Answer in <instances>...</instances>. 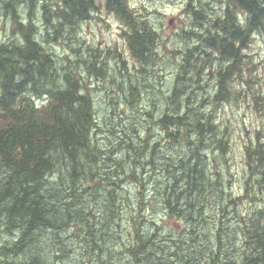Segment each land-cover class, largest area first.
<instances>
[{"label": "trees", "instance_id": "trees-1", "mask_svg": "<svg viewBox=\"0 0 264 264\" xmlns=\"http://www.w3.org/2000/svg\"><path fill=\"white\" fill-rule=\"evenodd\" d=\"M212 1L210 8L206 0L186 2L194 29L183 30L182 37L194 44L172 51L180 57L177 74L168 108L155 121L162 144L151 147L150 135H139L134 124L104 147L88 79L113 77L117 68L106 49L77 36L101 11L100 0H0L12 30L0 42V235L7 239L0 241V264H50L43 254L49 234L58 244L57 257L78 253L76 264H264V135L258 131L244 145V193L234 197L218 159L230 150V135L217 118L221 105L238 100L232 98L239 92L235 82L247 84L243 73L251 61L245 64V51L256 34L264 36V0ZM104 5L121 22L134 67L139 63L146 76L160 57L158 30L129 0ZM58 37L69 41L76 59L59 58L44 44ZM112 55L127 67L120 50ZM141 88L129 82L131 105ZM199 90L200 101L194 98ZM175 146L180 153L161 156L162 147ZM118 149L126 155L116 158ZM157 155L165 181L152 198L170 218L185 221L177 237L162 236L153 221L152 231L143 228ZM126 181L138 191L130 238L124 239ZM247 199L258 207L240 212ZM213 206L215 220L207 213ZM75 239L76 247L67 246Z\"/></svg>", "mask_w": 264, "mask_h": 264}, {"label": "rangeland", "instance_id": "rangeland-1", "mask_svg": "<svg viewBox=\"0 0 264 264\" xmlns=\"http://www.w3.org/2000/svg\"><path fill=\"white\" fill-rule=\"evenodd\" d=\"M129 1L134 9L148 16L150 23L158 30L161 38V42L157 46L160 57L153 67H149V74H145L146 76H143L144 74L139 71V63H136L134 67L136 61L129 54L126 39L121 35L123 32L122 24L115 17L107 14L104 0H100L102 3L101 11L93 19L84 22L77 32L79 39L84 40L89 45H96L99 48L106 49L109 53L106 56L108 61L114 68H117L115 73L111 72L114 74L113 77L88 79L97 110V118L102 128L100 133L98 132V136L103 137V139L99 141L101 146L107 147L116 142L112 137L115 135L122 136L125 127L129 126L132 129L134 124H136L140 132L139 135H150L149 143L151 147L158 142L160 146L163 142V139H161L163 134L161 132L162 129L155 121L168 108L169 101L167 97L173 89L177 74L176 63L180 59L179 55H174L172 51L183 50L186 46L194 44L192 38L182 37L183 30H189L190 27L194 29L192 26L193 19L184 12L188 0ZM206 1L208 3L206 4L207 8L215 5L212 0ZM218 7L219 3L217 2ZM9 19L10 14L0 13V42L7 40L12 35ZM40 27L42 28V26ZM198 27L196 26L195 28L198 29ZM39 38L41 41H45L41 35ZM44 44L50 45L59 58L62 57L63 59L70 55H73V59L77 58V55H74L67 45L69 41L66 40L65 43L62 37H58L57 40L49 38ZM118 50L123 53L122 57L125 59L127 67H123L121 62H117L115 55H112L114 51ZM245 54V64L251 61V69L248 71L247 67L243 73L244 77L248 79L247 84L236 81L234 89L239 92L233 94L232 98L239 97L238 100L226 102L217 111V118L223 126L228 127L230 135V150L225 155H220L218 159L225 168L227 192H231L234 197L244 193L246 176L244 145L248 143L249 138L253 137L256 132L259 131L260 134L264 135V36L262 34H256L253 43L245 51ZM128 71L133 73L132 79L121 74ZM130 81H133L139 87L142 86L139 99H135L134 106L129 103L133 98L128 91ZM144 83L145 85L143 86ZM213 83L214 81H211V84ZM208 90L212 94L215 92L213 85ZM204 95L207 96L206 93ZM203 97L201 90L194 94V98L198 101ZM150 113L152 117H150ZM143 128H145L146 132L142 130ZM147 128L150 129L149 133ZM175 147H162L161 156L180 153V146ZM124 155H126L125 151L118 149L114 156L122 158ZM156 159L155 161L159 166L155 171H150L152 177L149 182V200L144 211V219H147V221L143 223V228L148 232L152 231L154 229L153 221L161 226L162 236L177 237L180 234L178 230L184 227L185 221L178 217L170 218L160 202L152 198L154 188L156 186L159 187L165 181L163 174L158 169L162 164L161 158L159 159L157 155ZM110 166V161H107L106 168ZM98 189L101 191L103 188L98 187ZM137 191V186L130 181L124 182L121 187V193L125 197L124 209L121 214V227L124 231L122 236L124 239L130 238L129 233L131 231L132 216L135 215ZM261 196L264 198V195ZM250 207L257 208L258 206L251 205L249 199L246 202L241 201L238 205L239 211L243 213L248 212ZM207 213L211 220L212 218L215 220L218 216L216 206H213L212 210H208ZM5 238V235H0L1 242H5L7 240ZM45 240L49 247L43 254L50 264L80 263L78 253L76 255L68 252L62 258L57 257L58 244L54 243L52 234H49ZM78 243L79 240L75 239L69 242L67 246L76 247ZM111 244L115 246L117 239H112ZM116 250L119 249L116 248Z\"/></svg>", "mask_w": 264, "mask_h": 264}, {"label": "bare ground", "instance_id": "bare-ground-1", "mask_svg": "<svg viewBox=\"0 0 264 264\" xmlns=\"http://www.w3.org/2000/svg\"><path fill=\"white\" fill-rule=\"evenodd\" d=\"M194 34V33H193ZM124 137V136H123ZM121 138V137H120ZM128 146V145H127ZM138 146V145H137ZM127 150V149H126ZM136 158H138V157H136ZM141 159V158H140ZM119 160V159H118ZM86 165V164H85ZM94 168V167H93ZM123 169H124V167H123ZM88 178V177H87ZM81 236V235H80ZM172 239V238H171ZM117 256V255H116ZM6 258V257H5Z\"/></svg>", "mask_w": 264, "mask_h": 264}]
</instances>
